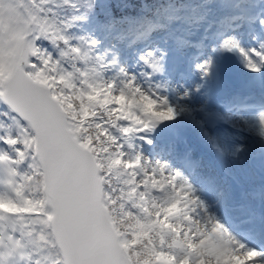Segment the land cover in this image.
<instances>
[{
	"label": "rangeland",
	"instance_id": "obj_1",
	"mask_svg": "<svg viewBox=\"0 0 264 264\" xmlns=\"http://www.w3.org/2000/svg\"><path fill=\"white\" fill-rule=\"evenodd\" d=\"M219 5V0H197L196 2L182 0L177 6L167 4L158 17L140 19L141 17L132 15L125 18V25L111 22L106 27L99 25L92 30H84L81 23L75 20L70 22V25L75 26L80 34V41L76 45L80 46L81 52L87 57L82 64L75 59L72 60V67L80 73L76 76L77 79L88 81L85 90L96 95L101 94V103L118 105L123 110L118 118L119 125L118 123L106 125L107 128L100 129L103 136L96 150L105 165L106 172L112 175L122 197L139 220V223L131 228L133 236H128L123 231L118 233L120 242L124 246H134L135 242L141 241L142 236H147L150 245L145 248L149 253L155 252V255L145 264H178L183 256L199 259L201 253L200 250L192 251L197 243H191L190 251H174V245L182 247L189 243L187 240L190 231L183 232V228L186 227L185 219L177 221L172 214L167 222L162 224L160 219L146 221L156 213L158 208L156 196L160 195L161 191L167 190L168 184L174 183L177 175L174 173L175 165L171 168L165 165L164 159L158 160L157 156H152L153 147L163 143L173 146L175 142L172 140L177 139L181 146L187 148L188 145H192L188 139L190 135L198 134L195 126H204L206 132L212 137L210 128L204 122V117L210 110L207 101L208 98V103L211 101L212 95L208 91L206 95L200 96L199 103L196 100L193 101L196 96H199L195 94L198 87H202L203 82H206L212 91L213 85L220 82L222 87L228 88L239 82L241 76L246 79L252 66L257 63L254 57L258 50L253 47V44H248V41H253L256 36L245 37L247 33L245 34L246 31H243L240 24L235 31H222L219 40L208 44L211 50L210 56L205 63L201 62L203 65L197 61L192 64V68L196 69L190 79H177L176 72L171 71L175 63L178 64V69H182L186 64L184 61L186 58L193 61L194 56H190L188 52L194 49L197 53L204 39L208 37L202 33L210 29L209 23L217 17ZM194 41L197 43L194 44ZM16 46L15 57L20 44ZM43 50L44 54L35 55L34 58L29 59L30 63L27 58L26 65L30 64L27 68L33 70L34 66L35 70L38 69L34 73L35 77L45 79L52 76L57 80L59 78L57 66L60 59L54 53ZM213 57L216 58L213 63L214 68L211 67ZM41 60H47L50 63L48 66H42ZM84 69H88V72ZM192 84V89L184 88L179 94L188 99L196 110H199V118L198 115L190 117L188 113L179 116L168 114L167 107L173 108L175 101L168 99L166 105L161 102L178 89ZM66 90L61 93H65ZM79 90H81L80 87ZM180 103L186 105L185 102ZM215 110L217 109H212L209 113ZM216 116L219 117L217 114ZM239 116V121L248 125L251 131L257 129L264 131V110L254 113L240 110ZM237 119V117L233 118L234 121ZM6 121L7 119L0 117V209L4 212L0 214V223H4V230L8 229L11 232L8 238L11 243L14 228L9 225L7 216L12 212L6 208L7 206L21 208L19 207L21 200L16 192L19 186L16 181L19 177L16 174L27 168V165L22 166L18 162L9 167L6 164L9 157L20 159L17 151L25 147L8 141V138H14L15 130L10 129ZM96 123V119L91 121L92 126L96 127ZM18 126L24 132L28 131L23 124ZM209 136L203 135L206 139ZM108 139H110L109 143ZM113 142L114 145L109 146ZM31 155L32 153H29L28 157L30 158ZM1 243L0 246L6 241ZM133 252L136 253V249ZM208 260L210 262L208 264H221L210 258ZM202 261L203 259L195 264H202ZM124 264H130L129 256H125Z\"/></svg>",
	"mask_w": 264,
	"mask_h": 264
},
{
	"label": "trees",
	"instance_id": "obj_2",
	"mask_svg": "<svg viewBox=\"0 0 264 264\" xmlns=\"http://www.w3.org/2000/svg\"><path fill=\"white\" fill-rule=\"evenodd\" d=\"M23 1L27 15L24 13ZM182 0H0V90L2 79L7 74L11 62L15 58L16 44H20L25 33L28 17L32 19L31 32L26 38L29 46L28 62L35 55H42L43 49L54 53L60 59L58 62L59 78L52 76L35 77L37 72L33 67L28 69L33 77L47 84L52 94L62 106L67 124L78 141L92 151L98 164L102 184L103 203L115 230L126 235H132L131 228L139 223L135 212L122 197L116 181L106 172L105 165L97 154L96 147L100 144L102 127L106 125H119L121 107L101 103V94L96 95L85 90L88 81L77 79L80 73L72 67V60L82 64L87 60L81 52L79 45L80 34L75 26L70 25L71 20L81 23L84 30H92L101 25L106 27L111 22L125 25V18L132 15L141 17L160 16L167 4L178 5ZM196 2L197 0H192ZM108 8V12H106ZM86 10V11H85ZM86 13V14H84ZM26 66H29L30 64ZM50 61L41 60L40 64L48 66ZM34 71V72H33ZM88 72V69H84ZM79 87L81 90H79ZM61 93V91H65ZM0 117L7 119L10 129L15 130V136L8 141L24 145L17 151L22 161L29 158L27 168L18 171L19 186L16 190L20 197L21 208L7 206L6 209L16 211L11 215L9 222L14 227V242L12 245L4 244L0 248V264H4L6 257L13 255L16 245L15 257H21L29 264H63L59 250L53 240L48 216L50 209L44 201L42 192L41 170L33 154V137L30 131L24 132L18 124L15 115L0 99ZM96 119L97 125L92 126L91 121ZM107 128V127H106ZM108 139V143H109ZM113 144H109L112 146ZM16 161L9 159V167ZM127 204V205H126ZM127 206V207H126ZM23 210V211H20ZM120 210L122 212H120ZM4 213L0 209V214ZM1 234H3L1 232ZM133 236V235H132ZM142 236L141 241L134 246H124V253L130 264H145L150 262L155 252L149 253L145 246L150 245L149 238ZM136 249V253H134Z\"/></svg>",
	"mask_w": 264,
	"mask_h": 264
},
{
	"label": "bare ground",
	"instance_id": "obj_3",
	"mask_svg": "<svg viewBox=\"0 0 264 264\" xmlns=\"http://www.w3.org/2000/svg\"><path fill=\"white\" fill-rule=\"evenodd\" d=\"M219 4L217 17L209 23L210 29L208 30L235 31L238 26H232V23L240 22L239 25H242L243 31H247V36H256L252 43L253 47L258 50L254 57L257 63L252 66L246 79L241 76L239 82L228 88L222 87L218 82L213 85L211 91L208 84L204 82V85L198 90L199 96H196L193 101L196 100L199 103L200 96H204L210 91L212 97L209 103L212 104L213 109H217L212 112L219 116L216 125L211 129L212 137L206 132L204 126H195L198 134L190 135L188 138L192 142L190 147L181 146L177 139L172 140L175 142L173 146L156 143V147H153L154 154L152 156H157L158 160L164 159L165 165L171 166V168L175 165L174 173L177 175L175 182L168 184V189L161 191V194L156 196L158 208L155 215L146 221L160 219L162 224L167 222L168 217L172 214L175 215L177 221L185 219L186 227L183 228V232L190 231L187 240L189 243L182 247L174 245V251H190L191 243H197L192 251L200 250L201 253L199 259L183 256L179 259L178 264L200 263L202 259V264H208L210 263L208 258L221 264H264V253L253 247L250 241L240 237L239 232L228 223L217 206L218 198L229 199L227 196L231 195L238 197L240 195L239 184L256 182L255 176L251 174L248 167H245L247 165L242 160L243 154L246 151H257L261 155L264 154V131L262 132L260 129L251 131L248 125L239 121V110L231 111L230 107H220L221 104L224 106L231 102V96H235L241 87L245 89L253 87L258 92L257 96L264 100V0H219ZM208 30L206 31L208 32ZM188 53L190 56H194V62L197 61L203 65L201 62H206L211 50L208 47L200 46L197 53L194 49H190ZM214 60L216 58L213 57L212 68H214ZM187 65L190 67V61ZM211 72L213 73V70ZM184 76L187 75L180 70L178 78L181 80ZM223 78H225L224 75ZM193 84L178 89L161 102L163 105H166L168 99L176 102H174L173 108L167 107L168 114L179 116L188 113L190 117L198 115L199 118V110H196L188 99L179 94L184 88L192 89ZM246 94L253 95V93ZM180 102H185L186 105ZM234 117L238 119L234 121ZM206 126L208 127L207 124ZM203 135L210 138L206 139ZM256 164L262 170L261 184L253 187L264 190V162ZM205 179L211 181V184L207 186ZM234 184H237V188L231 187ZM220 195L221 197H219ZM253 198L254 202L256 197ZM156 230L159 231V229Z\"/></svg>",
	"mask_w": 264,
	"mask_h": 264
},
{
	"label": "water",
	"instance_id": "obj_4",
	"mask_svg": "<svg viewBox=\"0 0 264 264\" xmlns=\"http://www.w3.org/2000/svg\"><path fill=\"white\" fill-rule=\"evenodd\" d=\"M21 6L27 15L23 1ZM31 22L28 17L17 55L2 79L0 99L32 133L53 240L63 264H124L123 246L103 203L93 153L75 138L48 86L26 69ZM206 123L215 125V118L207 117ZM246 156L258 172L255 160L260 155L247 152Z\"/></svg>",
	"mask_w": 264,
	"mask_h": 264
}]
</instances>
